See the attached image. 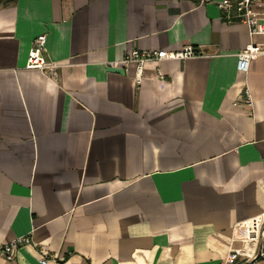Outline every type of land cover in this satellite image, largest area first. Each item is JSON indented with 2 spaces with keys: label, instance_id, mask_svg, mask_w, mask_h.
Wrapping results in <instances>:
<instances>
[{
  "label": "crops",
  "instance_id": "1",
  "mask_svg": "<svg viewBox=\"0 0 264 264\" xmlns=\"http://www.w3.org/2000/svg\"><path fill=\"white\" fill-rule=\"evenodd\" d=\"M219 1L0 0V248L32 237L0 264H264L232 239L264 212V54L237 68L264 35ZM41 33L56 68L26 66Z\"/></svg>",
  "mask_w": 264,
  "mask_h": 264
},
{
  "label": "built area",
  "instance_id": "2",
  "mask_svg": "<svg viewBox=\"0 0 264 264\" xmlns=\"http://www.w3.org/2000/svg\"><path fill=\"white\" fill-rule=\"evenodd\" d=\"M257 0H220L218 6L228 19L237 18L243 23L247 24L251 35H264V11H259L255 7ZM202 53L197 51L193 46H186L177 51L162 50H140L134 49L121 61H114L111 65L118 66L120 63L129 64L131 62L136 64V80L139 82L142 79L143 70L147 61L155 60L161 61L163 59H186L190 57L200 56ZM264 54V40L252 41L244 49L237 53L239 70L249 71L250 63L259 55ZM27 67L40 68L43 70L53 69L57 64L51 63L47 58V35L45 33L39 34L32 42L29 50ZM244 100L247 103H252V94L249 88H246L243 94ZM264 237V212L254 217L239 221L233 226L232 239H243L258 244ZM32 237L24 235L16 237L11 241L5 243L0 248V255L12 260L15 258L17 249L25 244H30ZM242 254L251 256L252 250L242 252L237 249H231L227 256V264H237L238 259ZM56 256L46 257L40 259L41 264H49L55 261ZM246 262L250 258L244 259ZM247 264V263H245ZM251 264V263H249Z\"/></svg>",
  "mask_w": 264,
  "mask_h": 264
},
{
  "label": "water",
  "instance_id": "3",
  "mask_svg": "<svg viewBox=\"0 0 264 264\" xmlns=\"http://www.w3.org/2000/svg\"><path fill=\"white\" fill-rule=\"evenodd\" d=\"M108 69L112 71H116V72H121V73L125 72V68L121 66L109 65Z\"/></svg>",
  "mask_w": 264,
  "mask_h": 264
}]
</instances>
